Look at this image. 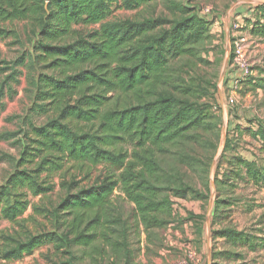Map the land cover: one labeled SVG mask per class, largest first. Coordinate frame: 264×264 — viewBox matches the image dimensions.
Instances as JSON below:
<instances>
[{"label": "trees", "instance_id": "1", "mask_svg": "<svg viewBox=\"0 0 264 264\" xmlns=\"http://www.w3.org/2000/svg\"><path fill=\"white\" fill-rule=\"evenodd\" d=\"M149 1L0 0V39H19L11 26L15 21L31 26L27 51L13 61L0 59V75L8 71L0 96L16 79L19 65L31 71L26 82L32 95L24 132L16 140L18 156L11 159L14 169L0 184V220L12 223L0 230V264L46 244L65 255L52 264H75L68 250L72 246H105L119 264H133L127 223L112 204L113 192L120 189L134 205L136 223L149 229L169 223L163 216L171 214V195L186 199L194 191L181 181L175 186L157 183L163 169L155 154L194 137L188 132L205 123L206 104L182 98L169 87L183 93L197 87L181 84L171 62L196 54L210 21L184 0L170 2L172 19L106 20L114 4L133 10ZM254 10L264 18V4ZM79 24L98 28L83 36L74 28ZM251 31L264 38L259 19ZM252 82L264 88V76ZM35 115L43 118L40 124ZM255 135L264 147V126ZM238 164L248 167L255 181L264 180V170L253 162L241 159ZM82 179L91 183L82 184ZM54 186L60 190L56 204H32L33 213L23 218L28 196L45 198ZM31 221L35 230L26 224ZM215 232L229 247L218 252L221 256L243 258L245 249L264 248V236L244 229L224 226Z\"/></svg>", "mask_w": 264, "mask_h": 264}, {"label": "rangeland", "instance_id": "2", "mask_svg": "<svg viewBox=\"0 0 264 264\" xmlns=\"http://www.w3.org/2000/svg\"><path fill=\"white\" fill-rule=\"evenodd\" d=\"M171 1L151 0L133 10L117 3L106 20L134 19L144 15L172 19ZM184 1L199 10L211 8L210 14H205L210 21L208 37L196 46L194 56L171 62V72L173 70L174 76L183 78L181 84L197 87L189 93L171 87L169 90L182 98L190 96L186 98L206 104V118L202 127L188 132L194 137L170 144L166 147L167 152L155 154L163 169L155 180L171 186L181 181L194 191L186 199L171 195V214L163 216L169 223L162 227L145 229L142 224H137L133 217L134 205L118 188L111 197L112 204L127 223L133 264H212L213 261L241 264L243 260L247 264H264V253H259L264 248L243 250L244 259L219 255L218 252L229 247L215 232L221 227L233 226L264 236V180L255 181L248 174V167L238 164L239 160L245 159L264 170V147L255 135L259 126H264V88L255 87L252 82L253 78L264 76V38L251 31L258 19L264 24L261 13L255 14L254 10L263 5L264 0ZM11 26L20 36L18 40L12 36L0 39V59L13 61L27 51L31 26L27 21H15ZM74 28L84 36L98 25L79 24ZM238 49L242 61L247 64L234 58ZM242 65L248 67L247 73ZM16 69V79L4 87L0 96V184L14 169L11 159L17 158L20 148L16 140L22 137L26 125L24 117L32 101L26 82L31 71L26 65ZM7 73L0 75V85ZM42 119L35 115L34 121L40 124ZM6 133L7 138L3 137ZM68 167L65 165L64 169ZM100 171V166L95 168L92 178ZM86 183L91 182L82 179V184ZM59 193V187L54 186L45 198L29 195L30 204L23 218L33 213L32 204L54 206ZM35 219L46 221L40 215H35ZM33 222L26 224L35 230L37 224L34 226ZM10 226L12 223L0 220V230ZM103 248L72 246L68 250L75 256V264H119L116 254L108 247ZM62 256L65 257L62 251L46 244L7 264H52Z\"/></svg>", "mask_w": 264, "mask_h": 264}, {"label": "built area", "instance_id": "3", "mask_svg": "<svg viewBox=\"0 0 264 264\" xmlns=\"http://www.w3.org/2000/svg\"><path fill=\"white\" fill-rule=\"evenodd\" d=\"M210 11H211V8H209V7H205V8H203L202 10H201V12H202V14H206V15H209L210 14ZM234 58L236 59V60H238V62H243L242 60H243V56H242V54H241V52H240V49H238V50H236L235 52H234ZM247 64L246 62H243L242 64ZM242 68H243V70L245 71V73H247V69H248V67H246L245 65L243 66H241Z\"/></svg>", "mask_w": 264, "mask_h": 264}, {"label": "crops", "instance_id": "4", "mask_svg": "<svg viewBox=\"0 0 264 264\" xmlns=\"http://www.w3.org/2000/svg\"><path fill=\"white\" fill-rule=\"evenodd\" d=\"M260 252L264 253V249L260 250L259 253H260Z\"/></svg>", "mask_w": 264, "mask_h": 264}]
</instances>
